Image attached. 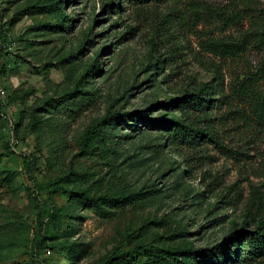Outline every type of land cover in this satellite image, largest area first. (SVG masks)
<instances>
[{
    "label": "rangeland",
    "instance_id": "rangeland-1",
    "mask_svg": "<svg viewBox=\"0 0 264 264\" xmlns=\"http://www.w3.org/2000/svg\"><path fill=\"white\" fill-rule=\"evenodd\" d=\"M262 9L0 0V86L12 91L0 97V264H232L264 213V124L239 87L253 76L261 88L264 45L219 41L240 39ZM115 110L125 115L82 144ZM59 176L124 199L39 191Z\"/></svg>",
    "mask_w": 264,
    "mask_h": 264
},
{
    "label": "trees",
    "instance_id": "trees-1",
    "mask_svg": "<svg viewBox=\"0 0 264 264\" xmlns=\"http://www.w3.org/2000/svg\"><path fill=\"white\" fill-rule=\"evenodd\" d=\"M243 1L246 5L250 2H253L254 0H241ZM246 12V11H245ZM243 13V14H242ZM244 15V12H240L239 10H234L233 17L234 19H237L239 17H242ZM249 17L251 18L250 21V26L247 28L244 32L241 33V38L233 41H219V44L221 45H226V46H231V48L237 47L240 45V43L247 41V42H252L256 41L262 45H264V9L258 11V12H253V14L250 13ZM96 56H99L98 50L95 51ZM233 53V52H232ZM94 66V63H92L89 67L91 69ZM261 88H258L257 83H255V80L253 76H249V79H242L239 82V87L241 89H244L247 95H250V100L252 103V109L254 113L256 114V117L259 119L260 124H264V57L261 65ZM95 72V71H94ZM252 79V80H250ZM10 95H12V91L8 90L6 88V98H8ZM191 99L193 101H196V98H200L201 96L198 93H191L189 94ZM195 99V100H194ZM125 114H123L122 111L115 110L113 113L107 112L101 120L89 125L85 132L84 136L82 139V144H85L88 142L91 137H92V131L93 129L101 124V122L106 121L110 116V119L115 120L118 119L119 117H123ZM140 117L144 116L141 114L139 115ZM175 120H166V121H160L161 123L163 122V125L169 126L172 122ZM177 125V123H176ZM15 129V121H13V130ZM173 129V128H172ZM66 176H59L52 178L42 184H39L37 187L40 190H46V191H65L69 193L70 195L73 196H82L85 198L88 202V204L92 206H99L101 204L105 203H117L121 202L124 199V195L122 193H115V194H89L86 192L84 189H79V188H73L68 186L67 184L64 183V179ZM41 225L39 226V231L41 232ZM243 235V242L239 246V249H236L233 251L232 255V264H244L245 262L249 260H253L256 257L264 254V213L259 217V219L256 221V224L254 228L249 229V230H243L240 231ZM239 232V233H240ZM146 252V249H145ZM191 252V251H190ZM126 254H130V252H126ZM133 258H136L135 256H132ZM227 257V255H226ZM229 257V256H228Z\"/></svg>",
    "mask_w": 264,
    "mask_h": 264
},
{
    "label": "built area",
    "instance_id": "built-area-1",
    "mask_svg": "<svg viewBox=\"0 0 264 264\" xmlns=\"http://www.w3.org/2000/svg\"><path fill=\"white\" fill-rule=\"evenodd\" d=\"M0 97L1 98L6 97V89L4 87H2V86H0ZM13 121H14V119L12 117H9V116L7 117L6 129L10 133L11 138L14 137V134H13Z\"/></svg>",
    "mask_w": 264,
    "mask_h": 264
}]
</instances>
